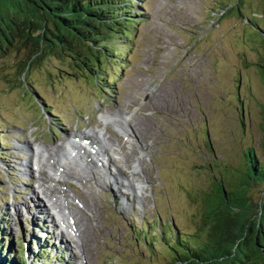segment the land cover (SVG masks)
<instances>
[{"label":"rangeland","instance_id":"1","mask_svg":"<svg viewBox=\"0 0 264 264\" xmlns=\"http://www.w3.org/2000/svg\"><path fill=\"white\" fill-rule=\"evenodd\" d=\"M140 1L123 64L104 65L107 87L54 56L31 61L21 73L29 51L23 45L0 54V222L12 250L40 231L58 264H174L170 235L187 246L206 238L202 216L213 183L239 177L247 148L262 160L264 83L257 66H264V0ZM102 117L120 122L129 142ZM98 130L113 145L107 170L142 182L141 190L116 189L97 175L98 184L82 180L84 168L70 165L80 178L59 185L76 198L70 205L78 238L42 197L35 164L47 174L46 161L61 160L58 146L67 136ZM118 144L130 155L126 162L112 154ZM91 158L87 171L100 174ZM46 178L45 185L52 181ZM263 186L251 184L247 196L264 199ZM31 192L49 218L45 209L30 213L38 205Z\"/></svg>","mask_w":264,"mask_h":264},{"label":"trees","instance_id":"2","mask_svg":"<svg viewBox=\"0 0 264 264\" xmlns=\"http://www.w3.org/2000/svg\"><path fill=\"white\" fill-rule=\"evenodd\" d=\"M140 2L0 0V54L7 47L23 45L29 51L21 73L31 61L54 56L76 74L107 87L110 82L104 65L110 59L123 64L122 47L133 40L139 22L136 3ZM259 32L264 37V29ZM257 67L264 83V66ZM260 118L262 160L247 148L239 177L213 183V195L206 198L202 216L206 238L187 246L181 236L170 235L168 243L178 256L174 264H264V199L252 201L247 196L251 184L264 185V108ZM3 225L0 222V264H58L50 257L52 252L56 257L57 250L44 241L40 231L12 250V239L7 238Z\"/></svg>","mask_w":264,"mask_h":264},{"label":"bare ground","instance_id":"3","mask_svg":"<svg viewBox=\"0 0 264 264\" xmlns=\"http://www.w3.org/2000/svg\"><path fill=\"white\" fill-rule=\"evenodd\" d=\"M101 121L104 124H106L107 122L113 124L116 127V131L120 135H123V138L125 139L124 144L129 142L130 134L127 130H125L120 125V122H116V120H114V121L110 120L109 121V120H107L106 117H104V118L102 117ZM64 145L65 146H58V151H59V154L61 156V160L63 159L64 161L61 162V160L60 161L58 160L59 162H52V163H49L46 161V164H47L46 168L48 169L47 174H44V172L41 171V169H42L41 166H38L37 164H35V166L37 167L38 182H41V184H39L38 188L40 189V193L42 194V197L46 199V201L50 204V206L55 210V213L57 214V216L60 218L61 225L65 229H68V231L70 233H72L75 237H78L80 230H78V229H76V227H74V222H73L72 214H71V210L73 209V207L70 205L72 201H74V200L76 201V198L74 197V199H72L71 196L65 195L64 191L62 190L61 186L59 185L60 182L65 181L66 178L67 179H73L74 181H77V178H80V174H78V170L72 168L73 169V171H72L70 165H74L78 168L79 167L84 168L85 171L81 174V176L83 175L81 177L82 180L84 178H89V180L92 179L96 184H98L99 181L97 179V176H100L99 178L102 180L108 179L109 185H113L115 187L120 186V187H123L125 189L132 190V191H134L133 192L134 194H136L137 192H139L141 190L140 184H142V182H140V183L132 182L131 180H129L125 176V174L121 173L118 169H116L117 171L115 170L112 173L107 170L108 166H112L114 164L108 155L109 148L107 149V147H112L113 145L109 143V138L105 137V133H103L101 130L93 131L92 134H87L84 132H75L72 135L67 136L64 139ZM112 150H113L112 154H114L118 158L119 162H122L123 160H124V162H126L125 160L130 156V155L128 156V154L125 156L122 154V152L120 153V151H123V150H122V146L119 144L116 145L115 148H113ZM91 156L96 157L95 161L99 165L100 174H98L97 172H94L93 170L87 171L86 167L89 166V163L94 162L93 159L91 158ZM100 159H102V160H100ZM121 159H122V161H120ZM138 162L139 161L137 159L134 160V162H133L134 167L131 171L132 176H134L136 174V171L137 172L139 171L137 168V167H139ZM52 165L54 166V168H51ZM69 169L72 171L70 174H68ZM49 176L52 178V181L45 185L44 182H42V179L49 177ZM120 176H125L126 178L121 177L123 179L121 181L119 179ZM118 179H119V181H118ZM103 183L108 185L105 181ZM56 186L58 188L60 186V188L57 189ZM116 189H117V187H116ZM35 193L36 192H34V194ZM31 196H32L31 198H33L32 192H31ZM35 199L38 201L37 202L38 205L33 204L32 205L33 208H32L30 213L31 214L42 213L43 209H45L47 211V214H48L47 216L49 218V216H51V215L48 212L47 208H45V205H44V208L42 207L43 205L41 204V202H43V201L40 200V198L37 196V194L35 196ZM35 199L33 198L34 201H36ZM41 207H42V209H39ZM47 216H45V217H47ZM61 234H62V232L60 231V233L58 235L60 236ZM59 236H57V237H59ZM58 240H59V243H62L60 241V237Z\"/></svg>","mask_w":264,"mask_h":264}]
</instances>
